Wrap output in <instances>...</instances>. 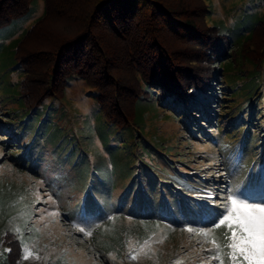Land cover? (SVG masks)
<instances>
[{
  "label": "trees",
  "instance_id": "1",
  "mask_svg": "<svg viewBox=\"0 0 264 264\" xmlns=\"http://www.w3.org/2000/svg\"><path fill=\"white\" fill-rule=\"evenodd\" d=\"M33 1L0 0V27L26 16ZM194 1L43 0L42 14L13 40L7 58L0 61L1 79L9 65L23 74L13 95L19 126L2 125L17 139L16 145L26 141L33 124L45 121L51 103L64 98L68 82L74 79H82L92 88L90 95L109 123V132L115 128L108 137L99 134L101 141L95 151L86 149L81 160L75 158L70 163L72 174L63 178L69 189L60 193L65 197L62 202L70 220L93 228L94 221L108 213H129L143 220L214 214L206 199L169 176L174 172L193 187H209L215 181L212 178L207 182L212 176L208 174L211 165L190 172L192 167L184 156L175 162L165 156L172 146L164 145L162 139L149 136L147 140L143 136V107L154 98L164 105L169 101L174 112L186 115L183 127L196 140L195 145L204 144L196 155L193 150L187 152L191 153L190 162L198 157L204 160V152L224 157L225 150L216 146L228 139L242 143L241 160L252 171L259 161L264 164V142L254 130V124L260 129L264 125V11L253 27L235 38L217 22L209 25L201 21L209 10L205 8L202 15L203 7L194 6ZM51 20L67 21L65 29L44 30ZM70 26L71 31H67ZM39 33L36 44L32 39ZM255 34L258 37L254 39ZM230 43H236V47L228 51ZM239 55L253 67L249 80L237 89L229 71ZM228 56L231 60L224 61ZM219 65L231 98L241 96L238 104L232 102L230 107L235 110L227 112L225 123L223 115L214 118L210 106L221 102L211 90ZM258 79L263 89L257 95ZM0 91L7 92L8 87L1 85ZM93 137L85 145H93ZM31 155L25 149L12 157L27 167ZM144 156L156 158V166L146 162ZM221 164L227 163L221 160ZM251 181L245 178L242 184ZM227 187L234 189L233 184ZM4 239L6 257L15 263L20 256V241L10 234Z\"/></svg>",
  "mask_w": 264,
  "mask_h": 264
},
{
  "label": "rangeland",
  "instance_id": "2",
  "mask_svg": "<svg viewBox=\"0 0 264 264\" xmlns=\"http://www.w3.org/2000/svg\"><path fill=\"white\" fill-rule=\"evenodd\" d=\"M196 5L203 7L202 15L205 8L209 10L204 18H200L201 21L205 20L209 25L217 22L235 38L253 27L264 11V0H195ZM43 7V0H34L26 16L13 18L0 27V61L7 58V49L13 40L34 23L42 14ZM65 22L51 20L43 29H65ZM67 31H71V26ZM257 37L255 34L254 39ZM40 38L39 33L32 40L38 44ZM235 47L236 43H230L228 51ZM230 60L229 56L224 59L226 62ZM232 67L229 73L234 75V84L240 89L249 80L253 63L239 55L232 61ZM22 76L20 70L9 65L0 78V86L8 87L7 92L0 91V264H219V260L212 259V254L206 249L213 248L211 241L214 237L224 243L219 238L225 229H215L207 236L201 230L207 232L212 229V222L217 219L220 206L224 203L223 198L229 193H242L251 200H264L263 160L257 163L256 171H252L251 166H246L241 160L242 143L223 139L216 148L225 150L224 157L215 152L213 155L204 152V160L198 157L190 162L191 153L187 152L193 150L192 154L196 155L204 144L202 147L195 145L196 140L183 127L186 115L174 112L169 101L164 105L154 98L143 107V136L145 134L147 140L149 136L162 139L164 145L172 146L165 156L171 162L184 156L183 160L192 167L190 172L201 171L211 165L208 174L212 176L207 182L212 178L215 181L209 187L203 184L193 187L185 177L174 172H170L169 176L181 187L206 199L214 214L185 219L170 215L143 220L129 213H108L96 219L93 228L86 227L66 215V205L62 202L65 197L60 193L66 192L69 186L63 183V178L72 174V160H81L86 149L95 151L94 147L99 146L101 141L99 134L108 137L113 135L115 128L112 127L109 132V123L97 111L94 98L90 95L92 88L84 80L74 79L68 82L64 98L51 103L45 121L33 124L29 130L31 133L25 135L26 141L16 145L17 139L2 129V125L18 123L15 116L18 107L13 95ZM224 76L219 65L211 90L221 102L220 105L210 104L214 118L224 116L223 123L227 120V112L235 110V107H230L232 102L235 101V104L241 100L239 95L231 98ZM262 89L263 85L259 82L254 94ZM200 123L206 126L202 120ZM254 126L260 141L264 142V125L262 129L258 124ZM241 133L240 129L238 137ZM92 136L93 145H85ZM25 149L26 153H32L27 167L21 165L20 159L12 157L15 152ZM101 152L105 154L103 149ZM261 152H264V146ZM143 159L156 166V158L144 156ZM212 159L214 161H210ZM221 160L227 164L224 166ZM158 165L162 166L161 163ZM177 165L180 167L179 163ZM245 178L251 179V183L243 185L242 179ZM229 184H233V190L227 187ZM81 227L92 235L79 232ZM189 228L193 231L189 232ZM9 234L20 241V256L15 263L6 257L8 246L4 238ZM145 241L148 243L145 244ZM26 249L29 255L24 259ZM224 264H231L227 257H224Z\"/></svg>",
  "mask_w": 264,
  "mask_h": 264
},
{
  "label": "snow or ice",
  "instance_id": "3",
  "mask_svg": "<svg viewBox=\"0 0 264 264\" xmlns=\"http://www.w3.org/2000/svg\"><path fill=\"white\" fill-rule=\"evenodd\" d=\"M223 199L217 219L212 222V229L201 232L207 236L211 231L223 227L225 231L219 239L224 243L214 237L211 241L213 248L206 251L212 254V259L219 260V264H224V257L231 264H264V200H251L242 193H229ZM49 215L56 216L57 213ZM16 231L20 230L17 228ZM78 231L92 235L90 231L85 232L83 227ZM188 231L192 232L193 229L189 228ZM28 255L26 249L24 259ZM132 258L135 259V256Z\"/></svg>",
  "mask_w": 264,
  "mask_h": 264
}]
</instances>
